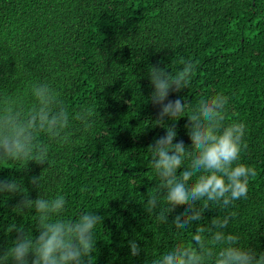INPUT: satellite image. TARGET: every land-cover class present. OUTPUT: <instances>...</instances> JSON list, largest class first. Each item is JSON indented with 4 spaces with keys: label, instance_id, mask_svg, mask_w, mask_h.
<instances>
[{
    "label": "trees",
    "instance_id": "obj_1",
    "mask_svg": "<svg viewBox=\"0 0 264 264\" xmlns=\"http://www.w3.org/2000/svg\"><path fill=\"white\" fill-rule=\"evenodd\" d=\"M181 59L196 64L188 89L179 94L191 106L185 115L202 97L227 95L225 122L246 125L240 162L257 172L246 199L227 210L206 212L200 224L234 212L230 230L242 245L262 252L264 0H0V100L19 96L31 106V85L46 82L60 93L70 117L81 108L97 109L87 130L71 120L72 143L40 136L50 145L40 195L65 196L62 219L85 211L103 217L95 230L93 264H144L146 254L150 259L178 241L190 242L198 226L178 231L143 208L146 193L159 184L147 146L164 133L155 126L158 107L148 102V68L162 61L175 73ZM185 122L175 123L177 139L187 144ZM25 164L0 161V178L23 177L35 198L38 190L28 181L41 167L29 162V171L19 170ZM17 199L0 196V245L11 246L12 235L4 231L8 224L33 233L36 214L12 212ZM131 239L146 254L130 256Z\"/></svg>",
    "mask_w": 264,
    "mask_h": 264
},
{
    "label": "clouds",
    "instance_id": "obj_2",
    "mask_svg": "<svg viewBox=\"0 0 264 264\" xmlns=\"http://www.w3.org/2000/svg\"><path fill=\"white\" fill-rule=\"evenodd\" d=\"M162 63L151 65L147 73L151 89L148 102L158 107L155 126L163 128L164 133L154 136L147 146L159 184L155 191L146 193L143 208L162 224L171 221L178 231L198 226L190 242L178 241L150 259L137 240L131 239L130 256L145 252L144 264H264V251L242 245L240 237L230 230L234 212L212 215L206 224H200L206 212L227 210L247 198L249 181L257 172L240 162L247 146L246 125L237 120L225 122L230 98L224 93L202 97L185 115L191 106L179 94L188 89L196 64L181 59L182 68L173 73ZM30 92L33 103L28 107L19 96L0 100V161L26 162L19 169L25 172L29 171V162L40 166L39 175H31L28 181L38 194L30 197L23 177L0 178V196L18 197L12 212H34L36 223L32 234L18 223L6 226L4 231L12 235V243L0 245V264H93L95 230L103 217L96 211H85L73 219H62L65 196L40 195L42 171L49 165L50 153L49 143L40 136L60 144L72 143L71 120L79 121L87 130L97 109L81 108L70 117L60 93L48 83H34ZM173 93L174 99L170 98ZM181 118H186L183 127L190 141L187 144L177 139L175 122Z\"/></svg>",
    "mask_w": 264,
    "mask_h": 264
}]
</instances>
